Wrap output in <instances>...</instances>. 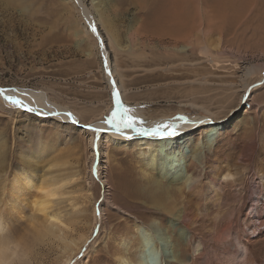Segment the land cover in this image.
<instances>
[{
  "label": "rangeland",
  "instance_id": "374dc122",
  "mask_svg": "<svg viewBox=\"0 0 264 264\" xmlns=\"http://www.w3.org/2000/svg\"><path fill=\"white\" fill-rule=\"evenodd\" d=\"M72 2L0 0V89L45 91L88 126L105 121L115 103L105 59L82 35L86 22ZM92 2H99L93 15L102 14V22L118 34L121 47L111 55L120 73L115 80L129 90L128 103L142 105L150 122L178 117L227 122L212 150L206 148L205 126L192 128L178 146L173 144L187 155L184 172L186 161L195 167L194 158L200 159L198 190L203 192L192 199L187 190L190 202H183L172 190L180 185L163 179L167 169L162 164L158 170L146 167L144 141L101 144L94 152L80 124L18 108L0 94V195L4 188L11 193L21 170L33 185L61 188L52 207L68 218L64 237L81 242L64 263L61 242H35L34 224L44 219L33 214L35 208L28 204V210L13 213L11 196L2 195L12 212L5 239L35 247L30 264H120V258H139L137 228H143L151 234L150 264L160 256L154 244L161 247L163 264L167 255L177 264H264V211L251 212L256 193L264 192V0H87L86 5ZM177 14L179 19L171 18ZM173 23L185 28L177 44L188 47L183 54L168 36L164 45L155 39ZM249 66L259 70L246 79ZM160 153L159 159L165 155ZM210 165H222L236 181L215 184ZM183 207L189 216L175 218ZM193 210L197 216L190 217Z\"/></svg>",
  "mask_w": 264,
  "mask_h": 264
},
{
  "label": "bare ground",
  "instance_id": "6f19581e",
  "mask_svg": "<svg viewBox=\"0 0 264 264\" xmlns=\"http://www.w3.org/2000/svg\"><path fill=\"white\" fill-rule=\"evenodd\" d=\"M72 1H73L72 2L73 6L77 9V11H78V9L80 10L78 12L81 13L80 16L86 22L85 23V25H86L85 30H83L81 32L82 35H84V36L87 35V37L91 41V44L94 42L93 44H95V49L98 50V52H99L97 54H101L105 59V63L108 67V68L106 67L108 69L107 70L108 71V83L110 85V89L112 90V92L116 91L120 94V98H121L123 105L127 108L132 109L131 114L133 116H135L137 119L145 121L144 127L152 128V127L157 126L161 122H174L177 125L176 130H177L178 134L174 137L159 138V137L140 135V134H138L137 131H133L130 129H126L123 133H116L115 130L109 128L104 123V121L103 122L98 121L96 123H93L91 125L86 126V125L81 124L82 123L81 119H80L81 116L78 113L70 110L67 107L60 106L57 103L52 102L50 100V98L48 97V95L45 93V91L44 92H42V91L32 92V91H28L25 89H21V90H12V92H6L5 89H0V90H3L2 95H9L13 99L23 101V104L26 106V108L33 109L40 116L44 115V113H45V114L53 115L55 119H57L58 121H60L62 123H68V124L71 123V124H77V125L80 124L81 125L80 127H82V129H79V131L87 137V139L90 142V145L93 147L92 150L94 152H97V150H98L97 148L101 144L106 145V144L113 143L114 145H120L121 146L126 142H129V141L131 142L132 140H141V142L144 141L145 147L148 149V157L144 162L146 167H148L149 169L158 170L159 166L162 164L163 168L169 170L170 173L173 172V175L169 176L167 170L165 171L167 174H165L164 172L161 171L162 174L165 175V176H163V179L165 178L167 183L170 180L171 181L170 184L178 185V186L180 185V187L173 188L172 190L177 191L179 197L183 199V202L187 199V197H185V191H187V190L190 193L189 197H192V199L199 197L200 194H202V192H203V190H198L199 185H200L201 180H202V176H201V173L199 170V167H201L200 166L201 165L200 159L196 160L194 158L195 167H191L190 164L186 161V163H184L185 169H186L184 172L183 170H181V165H182L183 161L187 159V155L184 152V150L179 149V147H178V150H175V148L173 147L175 145H173V144L176 142V144L178 146V144H179L178 142L180 140V137L183 136L184 134L188 133V131H191L192 128L205 126V128H209V132L206 135L207 143H208V144L206 143V146H207L206 148H208V150H212L216 146L218 133L222 130H225L227 122L215 121L214 119L212 120L211 118H202V117H193L190 119H179V117H178L177 120H172V121L171 120L167 121L165 119V120H160V121L156 120V122H150L148 120V118L144 115V108L142 107V105L137 104V105L133 106L130 103H128L126 97H127L129 90L127 92L124 89L122 82L119 79L115 80V77L119 76L120 73L118 71L116 64L114 63V61L112 59L111 52L113 50L115 52L114 47L117 48L118 46H120V44L118 43V39H117L118 34L116 35V33H115L116 31L112 32V29H111L113 27L112 25H111L112 27H110V25H106L105 23H103L104 21L102 22V20H101V18L103 16L102 14L99 15V13H98L97 16L93 15V11L97 12L95 7H96V5H99V2H97V3L92 2L91 7H88V5H86L87 0H72ZM179 16L180 15L177 14L171 18H173L174 20H177V19H179ZM178 24H180V23H177V24L173 23V25H169V28L167 30L165 28H164L165 30H163V29L160 30V31H162L160 33L158 32V30H156L157 31L156 34L157 33H159V34L155 37V39L157 40L156 42H159L161 45H164L163 41H165V36H168L166 38L172 39L173 41H170V42L175 43V47L173 49L176 52L183 54L185 51L188 50V47H182V48L180 47L179 48V47H177V44H179L183 41L182 37L184 35L185 28L183 26H179ZM93 25H95L97 27L96 33H93L91 31V28ZM104 31L107 32V35ZM129 31H128V33H129ZM181 39H182V41H181ZM146 41H148V40H146ZM134 43H136V46H138L137 41H135ZM173 43H171V45ZM173 46H164V48L170 50ZM141 47H139V48H141ZM134 48H136V47H134ZM131 49H132V47H131ZM93 54L94 53H87L86 55L90 56V58H91L93 56ZM257 70H259V68L256 66H249L246 69V74H245L246 79L248 77L252 76ZM108 83H107V85H108ZM243 88L245 90L244 94L249 95L251 93L246 80L244 82ZM114 103H115V101H114ZM69 114H71L72 119H69ZM75 121H78V122H75ZM224 121H226V120H224ZM83 127H86V128L83 129ZM93 129H100V131L96 132V131H93ZM163 151L165 152V155L163 154L164 157H161V159H159V154H161L160 152H163ZM250 151H252V150H250ZM3 154H4L3 148L0 147V155L2 156ZM103 154H106V152L104 150L102 151L101 155H103ZM197 154H198V152H197ZM201 157H203V156H201ZM196 158H197V156H196ZM208 168L212 173L211 179L215 182V184H219L220 182H228V181L235 182L236 181V180H234L235 175L232 174L229 170H226L222 165L221 166L210 165V166H208ZM178 172H182V174H178ZM262 179H263L262 183L264 184V178H262ZM14 181H15L14 185H16V186H14L12 188V190L10 189L11 193L5 194L6 193L5 191L8 190L9 188L8 189L4 188L2 194L0 195V198H1V201H0V264H30V263H33L32 261L34 259V255H35V251H36L35 247L34 248L27 247L26 246L27 243H25V242H24L25 244H15V243L12 244V242L10 240H7V238L5 239V237H4V235H5L4 232L7 231V233H9L8 232L9 224H11V220L8 217H10L12 215V212L15 213L18 211L22 212L23 210L24 211L28 210V204L32 205V207L35 208V210L33 209V211H34L33 214L35 216L40 214L44 218L42 220L43 223L40 224L39 226L34 224L35 230H38L36 233L37 235L35 236V242L40 244V243H45L46 241L50 242L52 239H56V241L61 242V244H62L61 248L63 251L62 253L64 254V258H65L64 263H68V261H70L72 258L71 257L72 254L79 250V248H80L79 242H81V241L79 239L69 240L67 237H64L63 234L65 232L63 229H65V228L67 229L66 226L68 224H66V226H65V220L68 218L64 214H62L61 211L55 212L54 211L55 209H53L54 206L52 207V198H55L56 196L59 195L58 191L61 188L53 187V184L44 183V182L41 184V186H39V184L33 185L32 180L30 179V177L28 175H26L25 170H21L20 176H18L16 179H14ZM233 182H232V184H233ZM158 186H159V188L164 187V184L162 185L159 182ZM213 188H214V186H213ZM30 190H35L34 192H37V196H36V194H31ZM26 192H28V193H26ZM2 195L5 196V198L7 197V199L11 196L9 201L11 202L13 200V203H12L13 211L12 212H10L8 210L7 205L9 203L7 204V202H5V200H7V199L4 198L5 199L4 200L2 198ZM25 195H27V196H25ZM32 195L35 196L36 199H32L33 198ZM168 196H170V194ZM216 196H218V195H216ZM29 197L31 198L30 202H28V200L30 199ZM263 197H264V192L260 191L259 193H256L255 199L253 200V202H254L253 206H256V207H253L251 212L254 211V209H256V213H258V211L261 209H263V211H264V199H263ZM211 198L214 199L213 196ZM216 199H218V198H216ZM187 200H189V199H187ZM166 201H168V200H166ZM189 202H190V200H189ZM192 202H193V200H192ZM21 206L23 207L22 209H21ZM187 208H190V205ZM187 208L183 207L181 210L178 209V211L175 212L176 213L175 218L178 217L179 219H181V218H185L186 216H189L188 211L186 210ZM2 212L6 213V214L3 215ZM198 214H199V212H198ZM195 216H197V214H195V212L193 210V214L190 217H195ZM17 217H19V216H17ZM192 219H194V218H192ZM72 223H73V220H72ZM77 223L78 222H76V224ZM69 224H70V222H69ZM137 229H138L137 232L140 233L139 235H141L140 236L141 243H140L139 258H135L133 261H129L128 259H130V258H128V259L120 258L119 259L120 264H150L149 260L151 258L149 257L150 251L149 252L147 251V240H149L148 238L151 237V234L148 233L143 228H137ZM151 233H153V232H151ZM6 237H9V235L8 236L6 235ZM82 237H84V235H82ZM19 241L21 242V240H19ZM37 243H36V247H37ZM129 247H130L129 243L125 245V248L127 251L126 254H128V255L130 253ZM37 248H39V246ZM146 252H148V254ZM154 254H159V252L155 251ZM61 256H63V255L61 254ZM167 256L168 257L166 259V264H174V262H176V261H174V258H172L170 255H167ZM60 262L63 264L62 261H60ZM176 264H177V262H176Z\"/></svg>",
  "mask_w": 264,
  "mask_h": 264
},
{
  "label": "snow or ice",
  "instance_id": "6c2138e0",
  "mask_svg": "<svg viewBox=\"0 0 264 264\" xmlns=\"http://www.w3.org/2000/svg\"><path fill=\"white\" fill-rule=\"evenodd\" d=\"M91 31L96 33L97 27L93 25ZM0 94H3V90H0ZM112 97L115 101L114 109L111 111V114L105 118L104 123L109 128L114 129L116 133H123L126 129H130L137 131L140 135L159 138L174 137L178 134L176 130L177 125L174 122H161L152 128L144 127L145 121L137 119L131 114L132 109L123 105L118 92L113 91ZM4 98L5 100L11 101V103L18 108H26V106L23 104V101L21 100L13 99L7 95H5ZM26 110L29 112L34 111L31 108H26ZM69 119H72L71 114H69ZM179 119L184 118L180 117ZM93 131L99 132L100 129H93Z\"/></svg>",
  "mask_w": 264,
  "mask_h": 264
},
{
  "label": "clouds",
  "instance_id": "9594fccd",
  "mask_svg": "<svg viewBox=\"0 0 264 264\" xmlns=\"http://www.w3.org/2000/svg\"><path fill=\"white\" fill-rule=\"evenodd\" d=\"M154 250L160 253V256H158L156 258V260L154 262H152V264H163V260L161 257V247H159L158 245L154 244Z\"/></svg>",
  "mask_w": 264,
  "mask_h": 264
},
{
  "label": "water",
  "instance_id": "95a60500",
  "mask_svg": "<svg viewBox=\"0 0 264 264\" xmlns=\"http://www.w3.org/2000/svg\"><path fill=\"white\" fill-rule=\"evenodd\" d=\"M264 81V80H263ZM261 84V83H260ZM260 84H259V86H260ZM247 97V96H246Z\"/></svg>",
  "mask_w": 264,
  "mask_h": 264
}]
</instances>
